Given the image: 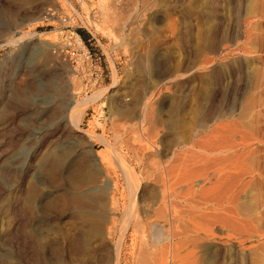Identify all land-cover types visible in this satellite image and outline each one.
I'll list each match as a JSON object with an SVG mask.
<instances>
[{
    "label": "rangeland",
    "instance_id": "374dc122",
    "mask_svg": "<svg viewBox=\"0 0 264 264\" xmlns=\"http://www.w3.org/2000/svg\"><path fill=\"white\" fill-rule=\"evenodd\" d=\"M0 26V264H114L126 212L143 217L112 148L59 118L104 88L81 126L165 192L121 264H264V0H0ZM209 108L225 142L245 139L210 183L183 176L179 149Z\"/></svg>",
    "mask_w": 264,
    "mask_h": 264
},
{
    "label": "bare ground",
    "instance_id": "6f19581e",
    "mask_svg": "<svg viewBox=\"0 0 264 264\" xmlns=\"http://www.w3.org/2000/svg\"><path fill=\"white\" fill-rule=\"evenodd\" d=\"M76 40L78 41V44H80L81 41H80V38L78 36H76ZM80 46H83V45H80ZM84 55H85V53H84ZM189 68H190L189 66L183 67V73L180 74V77L185 78L187 75L186 72L188 71ZM118 81H119L118 74H117L116 69H114V71H113V86H115L118 83ZM179 81H181V80L179 79ZM179 84H181V85H179ZM179 84H178L180 86L179 88H184L182 86V84H184V83L179 82ZM106 89L107 88H104L103 90H100V91H96V92L92 93L91 95L84 97L82 100L76 101V108H77L78 112L80 111L78 114H77V112H73V114H71V115H66V116L62 115L59 118L61 119V121L67 120L70 123V125L72 126L73 131L78 132V133L83 134V135H86L88 137V139L96 138L100 142L104 143L107 147H111L118 165H120L121 168L126 173L129 174V176H132V182L130 184L131 192H132L131 193L132 194V201H133V203H135L134 207L138 206L139 209L142 211L143 217H138L136 215L135 209H130V211L126 212L125 217H123V218H125V223H124V227H123L124 230L122 231L120 241L117 243L116 247L114 248V250H115V253H114L115 262H114V264H121L123 241L125 239V238L123 239V237L126 236V233L129 231V227H131L132 224L135 227L143 226V218L145 219V217L151 212V210L156 205H158L159 202H164L165 192L162 191V189H158V188L153 187L149 184H148V186L147 185L144 186L142 181L140 180V178H138V176L136 175L135 170L132 169V167H130V165L127 164L125 156L123 154H121V152L117 151V149L110 143V141L105 136L98 135L93 131H87L81 126V124H80L81 120L80 119H81L82 114L85 112V110L88 109L87 108L88 105L90 103L98 100L101 97V95L105 92L104 90H106ZM178 96H179L178 97V107L180 109H182L183 105H184V98L181 95H178ZM213 102L214 101H212V103ZM38 106H40V104ZM146 106H147V103L144 104L143 113L145 112L144 110L146 109ZM210 106H211V104H210ZM143 113H142V117H143ZM213 116H214L213 109H210L209 111H207V109H206V112L204 111L203 115L202 114L200 115V119H198L199 120L198 125L196 124L197 126L193 129L194 132L192 133L191 141L189 143H184L185 142L184 141L179 146L180 157H181V162H180L181 166L180 167H181V171L184 170V172H183L184 177H191V178L192 177H201L205 181H207L208 183H210L211 182L210 180L215 178V177L218 181H220V180L222 181L225 179V176H229V174H230V171L228 170V168H230L229 166L230 165H237V163L239 161H242L241 157H239L235 154H229V153H233L234 151H236V149H237V147H239V145H243L245 143V139H243V141L240 142L241 144L235 143L234 141L225 142V125L221 124V125H217L213 128L212 125L209 123L212 121ZM144 118H145V116H144ZM68 122H67V124H68ZM166 123L168 125H170L171 120L167 119ZM203 123H205V124L203 125ZM201 127H204L206 130L209 129L210 134L202 135L200 133V131H202ZM65 128L67 129V127H65ZM63 131H64V128H63ZM70 132H71V130H70ZM85 145H86V143H85ZM146 147L149 148V146H146ZM186 151L189 153V154H187V156H185ZM92 156H94V158L97 161H100L101 163H103V158L101 157V155L98 154V152H95ZM236 167L237 166H235V168ZM220 187L225 189V182H222V186H220ZM202 188H204V187H202ZM148 191L150 193L149 196H148ZM210 192H211L210 190H207L205 192L202 191L198 195L199 198L197 197L199 200L198 203H200L201 201H204V203H206V204L211 202V200L214 199V196L210 195L209 194ZM222 196H223V200H225V190L221 192L220 196H215V199L220 201V200H222ZM137 200H140V201H138V203H137ZM172 211H173V216H176V204L175 203H174V205H172ZM212 211H214V210H212ZM218 216H219L218 213L211 215L212 219H214L215 222H221L225 219L223 216L222 217H218ZM177 217H178V211H177ZM215 222H213V223H215ZM209 225H211V224L209 223ZM217 226H219V225H217ZM204 228H205V226H204ZM210 228H211V226H210ZM207 229L209 230L207 232H210L211 229H209V228H207ZM207 229H205V230H207ZM218 229H219V227H218ZM210 233L212 234V230ZM153 236L155 239H158V240H159V238H161L163 240H170L171 250L173 249L172 235L163 231V226H161L158 223L154 224ZM190 253L192 254V252H190ZM171 254H172V252H171ZM173 257H174V255H173ZM171 259H172V257H171Z\"/></svg>",
    "mask_w": 264,
    "mask_h": 264
},
{
    "label": "built area",
    "instance_id": "2783aa9c",
    "mask_svg": "<svg viewBox=\"0 0 264 264\" xmlns=\"http://www.w3.org/2000/svg\"><path fill=\"white\" fill-rule=\"evenodd\" d=\"M74 33V32H73ZM79 37V36H78ZM81 41V40H80ZM80 43H82V42H80Z\"/></svg>",
    "mask_w": 264,
    "mask_h": 264
}]
</instances>
